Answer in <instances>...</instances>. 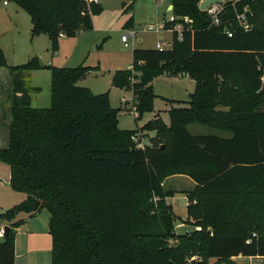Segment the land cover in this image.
I'll return each mask as SVG.
<instances>
[{
	"label": "trees",
	"instance_id": "obj_1",
	"mask_svg": "<svg viewBox=\"0 0 264 264\" xmlns=\"http://www.w3.org/2000/svg\"><path fill=\"white\" fill-rule=\"evenodd\" d=\"M12 1L29 14L31 35H47L53 51L59 32L73 37L91 30L92 16L102 10L83 0ZM200 1L170 0L174 14L192 19L191 28L181 38L173 31L169 48H133L131 68L112 75L114 87L132 91L138 118L153 110L156 76L165 71L194 80L186 106L165 99L169 124L158 117L140 127L163 139L157 144L154 137L143 149L131 139L137 129L118 127L107 91L76 84L91 66L46 65L50 105L35 107L20 79L22 71L39 68L37 57L8 66L0 47V67H9L12 78L0 161L9 166V186L26 194L0 219L46 209L50 264H185L195 254L200 259L192 264H220L237 255L264 256V0L251 2L250 31L232 19L231 37L222 25L210 26ZM192 123L231 135L191 134ZM173 175L195 183L186 213L197 228L177 236L167 200L173 192L163 186ZM20 224L0 240V264H14Z\"/></svg>",
	"mask_w": 264,
	"mask_h": 264
},
{
	"label": "rangeland",
	"instance_id": "obj_2",
	"mask_svg": "<svg viewBox=\"0 0 264 264\" xmlns=\"http://www.w3.org/2000/svg\"><path fill=\"white\" fill-rule=\"evenodd\" d=\"M6 1L7 4H3V0H0V47L6 57L7 65H20L36 56L45 65L75 67L82 63V65L95 66L77 81V85H87L94 93L107 91L110 105L118 109V127L139 130L140 140L147 146L153 145L154 137L157 140L156 131L143 130L140 127L153 117L152 111L160 110V113H163V116L168 120L167 112L162 110L166 107V98L174 97L183 101L181 103L174 102V106L187 105L184 101L189 99V94L194 90V81L189 75H170L164 71L156 76L151 83L156 94L153 110L145 112L140 118H138L139 114L131 102L132 97L129 91H126L129 89L122 91L125 88L114 87L111 83L114 71L125 69L131 64V51L139 45L135 44L138 36L142 39L141 45L146 47L155 46V42L159 38L165 40L166 48L170 47L172 32L167 29L160 32L146 30L147 25H156L170 14V10H166L169 0H98L102 11L93 16V28L81 31L73 37L61 38V47L58 51L51 49L47 35L32 36L29 14L14 1ZM125 22L128 23L126 26ZM132 22L133 27L129 25ZM134 31L135 35L130 34L128 38L130 45L124 46L121 35ZM22 72L20 80L30 90L31 104L35 107H49L50 69L42 68L36 75H32L30 70ZM11 79L9 67H0V146L7 143L6 124L9 120L7 96L12 85ZM35 87H38L37 91L33 90ZM123 95L124 98H122ZM126 100H129L127 107L124 106ZM261 108L264 109V104ZM187 129L191 134H215L221 137L231 135L229 131L201 123L189 124ZM156 140L157 144L161 140L163 142V139L158 138L157 142ZM163 184L166 189L173 192L171 198L175 202L173 210L174 236L193 231L197 225L194 224L195 221L192 217L187 216L185 209L187 204L185 205L184 198L189 189H192V180L185 175H173L165 178ZM24 196V192L15 191L9 186V166L0 161V213L20 203ZM22 214L19 212L10 221L0 219V224L10 226L22 218ZM23 220L25 224H20L22 226L16 234V264H50L49 212L42 209L36 216L28 215ZM168 242L175 244L173 239H169ZM192 257H194L192 261L200 259L198 254ZM215 261V259L210 260L211 263ZM220 264H233V262L225 261ZM237 264H264V262L259 259L245 258L240 259Z\"/></svg>",
	"mask_w": 264,
	"mask_h": 264
},
{
	"label": "built area",
	"instance_id": "obj_3",
	"mask_svg": "<svg viewBox=\"0 0 264 264\" xmlns=\"http://www.w3.org/2000/svg\"><path fill=\"white\" fill-rule=\"evenodd\" d=\"M87 5L90 3H98V0H83ZM253 0H220V2H215L210 4L206 9L201 10L207 14V17L210 21V26H223V31L227 34V36L231 37L233 34V30L231 28V21L236 22L237 26L240 27L244 31H250L254 23L251 21L252 17L254 16V11L251 7V2ZM7 1L3 0V4H6ZM230 9L232 13V17L227 19V12ZM223 17H226L225 23H223ZM192 19L189 16H177L170 10V14L165 16L162 21L156 25L149 24L146 26V30L148 31H155L160 32L161 30H169L170 32L176 31L177 37H182V32L185 29L191 28ZM130 34H134L135 32L131 33H124L121 35V41L124 43V46H129L128 38ZM59 37L65 36L63 32L58 33ZM166 42L162 38H159L156 42L155 48L162 50L166 48ZM131 68V67H129ZM260 80L264 82V69L263 74L260 76ZM140 132L137 130L131 135V139L135 144V147L138 149H143L146 144L140 140ZM156 199V197H154ZM5 224H0V240L4 239L5 231L4 227ZM255 235V232L252 233ZM249 242V239L246 240ZM194 257L188 258L185 264H192L191 261Z\"/></svg>",
	"mask_w": 264,
	"mask_h": 264
},
{
	"label": "crops",
	"instance_id": "obj_4",
	"mask_svg": "<svg viewBox=\"0 0 264 264\" xmlns=\"http://www.w3.org/2000/svg\"><path fill=\"white\" fill-rule=\"evenodd\" d=\"M99 3V2H98ZM7 4V3H6ZM100 4V3H99ZM171 2H170V0H169V3L166 5V10H171ZM102 7V6H101ZM102 11V10H101ZM97 15V14H96ZM93 16H95V15H93ZM93 16H92V28H93ZM128 23L127 22H125V26L127 25ZM130 26H132L133 27V22L132 23H130L129 24ZM81 31H79L78 33H80ZM135 32V31H134ZM48 37V36H47ZM64 37H68V36H62V37H58V49L56 50V51H58L59 49H60V47H61V44H60V39L61 38H64ZM135 44H139L138 45V47H134V48H154L155 46H156V42H155V46H151V47H146L145 45H141V43H142V39H141V37H137L136 38V40H135ZM141 45V46H140ZM132 52V51H131ZM131 57H132V55H131ZM131 62H132V59H131ZM80 64H82V63H80ZM50 65H52V64H50ZM130 65L131 64H129L128 65V67L127 68H129L130 67ZM46 66V65H45ZM86 66H91L92 68H94L95 66H92V65H86ZM44 68H46V67H44ZM40 69H42V68H38V69H33V70H30V73L32 74V75H36L37 73H39V70ZM91 70H89L88 72H90ZM23 73V72H22ZM22 75V74H21ZM113 75V74H112ZM184 74H182V75H179V76H183ZM185 75H187V74H185ZM79 81V80H78ZM194 81V80H193ZM77 84V83H76ZM264 84V83H263ZM194 85H195V83H194ZM80 86H87V85H80ZM88 87V86H87ZM36 88H38V87H36ZM89 89H90V87H88ZM91 90V89H90ZM125 91L126 89H122V91ZM126 91H129V93H130V96L132 97V100H131V102L134 104V102H133V95H132V91L131 90H126ZM94 93V92H93ZM108 96H109V93H108ZM122 98H124V95H123V97ZM167 99H174V100H177L176 98H174V97H168ZM109 102H110V99H109ZM129 105V100H126L125 102H124V106L125 107H127ZM165 105H166V107L164 108V109H162L163 111H165V112H167V116H168V110H169V108H170V103H168L166 100H165ZM173 105V104H172ZM174 106V105H173ZM153 112V117L151 118V119H153V118H155V117H161L162 118V120L166 123V124H169V116H168V120H166V118L163 116V113H160V110H158V111H155V109H154V111H152ZM1 144V143H0ZM194 185H195V183H194V181H192V188L194 187ZM163 186H164V184H163ZM165 188V187H164ZM166 189V188H165ZM166 190H168V189H166ZM190 190V189H189ZM172 191V190H171ZM25 194V193H24ZM26 198V194H25V196L23 197V200ZM185 198V205L187 204V198H186V196L184 197ZM167 200H168V203L169 202H171L170 204H172L173 205V210L175 209V207H174V205H175V202H174V199L173 198H167ZM171 200V201H170ZM186 207V206H185ZM186 209V208H185ZM21 213H23L22 214V218H20L21 220H22V222H24V223H22V224H25V221L23 220V218L24 217H26V216H28V214H26V213H24V212H21ZM16 219H19V218H16ZM21 226L22 225H19L17 228H16V234H17V232H18V230H19V228H21ZM16 236H15V260H14V264H16V258H17V254H16ZM259 259V260H262L263 262H264V256H245V255H237V256H232L231 257V261L233 262V264H237V262L240 260V259Z\"/></svg>",
	"mask_w": 264,
	"mask_h": 264
},
{
	"label": "water",
	"instance_id": "obj_5",
	"mask_svg": "<svg viewBox=\"0 0 264 264\" xmlns=\"http://www.w3.org/2000/svg\"><path fill=\"white\" fill-rule=\"evenodd\" d=\"M215 2H220V0H201L200 2H199V5H198V8L200 9V10H204V9H206L210 4H212V3H215ZM170 8H172V5H171V7ZM38 63H39V67L40 68H44L45 67V64H43L42 63V61L39 59L38 60ZM171 201V200H170ZM169 203H171V202H169ZM9 226H5L4 227V231H5V236H7V232H8V230H9Z\"/></svg>",
	"mask_w": 264,
	"mask_h": 264
}]
</instances>
